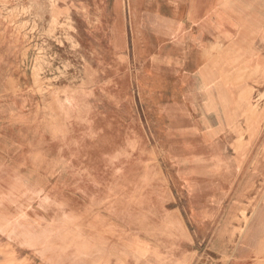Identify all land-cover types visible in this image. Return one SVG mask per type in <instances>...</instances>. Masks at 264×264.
<instances>
[{
  "label": "rangeland",
  "instance_id": "374dc122",
  "mask_svg": "<svg viewBox=\"0 0 264 264\" xmlns=\"http://www.w3.org/2000/svg\"><path fill=\"white\" fill-rule=\"evenodd\" d=\"M121 2L122 8L116 0H0V216L7 218L4 213L24 203L33 215L44 190L87 197L80 191L84 187L92 191L90 207L111 210L122 207L100 199L104 193L145 197L180 193L190 199L178 177L179 166H201L211 184L224 174L235 175L237 161L232 154L246 160L241 149L247 128L250 124L251 135L252 123L264 112V91L257 81L264 80L263 56L257 60L253 51L229 47V64L237 61L236 53L238 62L248 65L247 70L230 68L217 62L226 43L204 46L203 58L212 68L218 63L230 82L224 76L222 81L233 85L244 111L223 120L236 124L215 140H204L197 155L178 153L174 128L197 132V140L204 130L194 105L183 104L188 80L181 42H161L157 34L158 24L171 20L180 5L177 0ZM221 2L215 24L221 40L263 51L264 0ZM197 30L193 27L190 32L197 35ZM37 152L39 161L28 163L26 155ZM144 202L136 201L133 208ZM190 204L192 216L191 200ZM224 207L222 216L205 218L206 234L192 223L190 259L182 264H231L228 259L238 231L231 225L236 216L235 212L231 216L230 197ZM62 211L68 212L62 219L81 224V217L76 221L70 211ZM243 211L248 213L244 209L242 216ZM135 213L127 216L136 218ZM169 217H164L162 227L168 229L162 235L175 241L182 222ZM2 245L0 261L6 264L8 246ZM257 263L263 264L261 259Z\"/></svg>",
  "mask_w": 264,
  "mask_h": 264
},
{
  "label": "crops",
  "instance_id": "0c3cea01",
  "mask_svg": "<svg viewBox=\"0 0 264 264\" xmlns=\"http://www.w3.org/2000/svg\"><path fill=\"white\" fill-rule=\"evenodd\" d=\"M116 1L122 8L121 0ZM177 3L180 6H177L171 14L170 22L162 21L158 24L157 34L161 42H181L188 80V91L184 96L183 104L199 103L196 113L205 115L211 122L217 120L219 114L230 119L232 118L230 115H235L240 110L238 101L240 96L233 91V85L230 83L229 90L221 79L196 80L194 75L205 71L215 73L220 78L224 76L218 65L222 61L230 68H235L227 62L231 56L229 47L254 51L261 55H264V49L256 51L236 40H221L215 26L217 7L221 5V0H177ZM193 27H197V35L190 32ZM208 43H212L213 47L227 44L214 68L211 67L208 59L203 58V49H205L204 46L208 47ZM235 56H237L236 53ZM155 61L161 69L162 65L156 57ZM262 75L264 79V73ZM225 79L229 81L228 78L225 77ZM257 81L262 84L264 91V80ZM204 87L218 89V94L213 96L205 91L203 95L199 89ZM189 91L194 101L187 97ZM225 93L229 95L224 96ZM240 100L242 101L241 98ZM216 106L222 111H212ZM242 109L244 111V107ZM181 114L186 118L185 112ZM255 119L257 120L252 123V134L250 135L249 132V124L247 141L241 149L246 152V160L242 155L232 154L236 156L237 161L234 176L224 174L221 180L211 181V185L201 166L190 164L178 167L199 168L204 181L199 180L197 183L207 182L216 189L213 192H206L198 202V206L192 207V216L195 220L191 216L190 199L180 193H170L168 197H159L157 193L149 195L152 197H145L143 194L122 195L119 193L100 198L115 205L125 203L136 205V201H146L133 215L136 216L134 218L136 225H131L130 221L121 215L119 207H115L114 210L90 207L89 198L82 193L44 190L38 196L37 207H35L38 212L34 210L33 215L29 208L25 209V203L21 208L12 206L10 212L4 213L7 214V222L5 229L0 227V242L7 243L6 246L11 245L7 248V255L15 257L22 264H163L151 256V251L156 248L160 249L166 257V264H176L178 261L186 263L185 259H190L192 223L200 234H206L207 223H201L199 221L201 217L198 215L206 218L219 213L218 216H222L225 209L224 202H227L230 197L231 216L233 218L234 212L236 216V220H232L231 225L236 227L238 234L235 243L231 245L233 257L228 260H231V264H254L261 259L264 264V112ZM220 121L222 118L218 119V125H221ZM235 124L236 120L229 128ZM179 129L185 128L173 130ZM176 199H182V204L172 202ZM64 209L70 211V214L76 217V221L81 217V224L62 219L64 218L62 213L64 212L65 216L68 213L62 211ZM244 209L248 211L249 221L245 230L246 234L241 239L240 229L246 225L241 220V212ZM170 215L182 222L181 234L173 242L162 235L167 231L162 227L164 217ZM159 221L162 223L160 224ZM170 228L173 229L172 226Z\"/></svg>",
  "mask_w": 264,
  "mask_h": 264
},
{
  "label": "bare ground",
  "instance_id": "6f19581e",
  "mask_svg": "<svg viewBox=\"0 0 264 264\" xmlns=\"http://www.w3.org/2000/svg\"><path fill=\"white\" fill-rule=\"evenodd\" d=\"M252 54L255 57H257V60H259L261 58V54H257L254 51L252 52ZM262 56L264 58V55H262ZM233 59H235L237 61L236 62H233V63H230V65H232L234 67L239 66V67H242V68H244V69L247 70L248 65L245 66L243 64H240L238 62V57L237 56L233 57ZM247 62L248 61H244L245 64H247ZM218 78L219 77H216V76L205 75L204 72H200L198 75H194V79H196V80L207 79V80L215 81ZM219 79L222 80L223 78L220 77ZM225 87H227V86H225ZM229 87H228V89H229ZM199 90L202 91L203 95L206 93L205 91H208L213 96L216 95V94H218V89H215V88L207 87V89H206L204 87V88L199 89ZM188 94L189 95L187 97L189 98V100L194 101L193 100V96H192V94H191L190 91H189ZM228 95H229V93H225L224 94V96H228ZM189 100L187 99V101H189ZM193 104L195 105L194 107H195V110L197 112V110L199 109V103H193ZM239 109H242V107L240 106ZM226 110H228V109H226ZM212 111L221 112L222 110L219 107L216 106ZM221 115L222 114H219L217 116V118L218 119L219 118H222V121L223 120H228V117L227 118H224ZM198 116L200 117L201 122L204 124L203 134L200 133V138H201L200 140L195 139V136L194 135L197 133L195 131L185 130V129L173 130V133H172V136H173V145H174L175 151H177L178 153H181V154L187 153V154L197 155L202 150V146H203V141L204 140H207V139L208 140H211V141L215 140L219 133H221L225 128H228V126L230 127L231 124H232L231 123V124L228 125V122L227 121H224V122L220 121L221 125H218V121H217L218 119L216 121H214V122H211L208 119H206V116L205 115H202L201 114V115H198ZM34 149H36V148H34ZM25 158H26V160H27L28 163H31L32 161H39L40 156H39V154L37 152V153H31L29 155L27 154ZM34 166H35V168L37 170H41L40 168H42V167H40L39 165H36V164H34ZM123 177H124V175H123ZM178 177H179V179L181 181V184L184 185L187 188V190L189 192V197H190L191 203H192V205H193L194 208L198 206L197 205L198 202L200 201V199L202 198V196L206 194V192H208V191L209 192H213L214 190H216V189L212 188V186H211L212 183H211V185L207 184V182H205L204 184L197 183L200 180L199 178L202 179L200 181H204L203 180V174H202V172H201V170L199 168H196L195 169L193 166L186 167V168H178ZM124 179H125V177H124ZM126 180H127V182L129 184H134V180H128V179H126ZM91 188L92 187H90V189ZM155 189H156V187L154 188V190ZM99 190H103V188L100 187ZM80 191H83L89 197L92 196V191L89 190L90 191L89 192L88 189H86L84 187H82L80 189ZM104 195L106 196V193H104ZM122 195H130V194L126 193V194H122ZM97 198L99 199V197H97ZM103 201H104V199H103ZM133 206L134 205H130V204H126V203L125 204H120V207H122V209H121L122 210V213L121 214L125 215V217L130 221V224L131 225H134L135 224V220H134L133 217L127 216V215H130L131 213H133V211L134 212L139 211V208H135L134 209ZM131 208H132L133 211L132 212H127V210L128 209H131ZM153 208H154V206H153ZM157 212H159V211H157ZM198 213H197V215H198ZM197 215L195 214V218L197 217ZM198 217H201V220H199V221L201 223H203L204 220H205V217H202V215H200V216L198 215ZM6 220H7V218L0 216V227H2V228L5 229V224L7 222ZM241 220H243L246 223V225L244 227H242V231H240V234L242 236H244L246 234L245 230H246V227H247V223L249 221L248 214L245 211H243V216H242ZM196 221H198V220L196 219ZM165 223H166V220H163L162 225L165 224ZM164 229L167 230L168 228H164ZM173 238H174L173 236L170 237V241L171 242H173V240H174ZM9 246H11V245H9ZM0 247H4V245H2ZM8 247H6V248H8ZM153 252L156 253V255H158L161 258L162 261L160 263H163V264L165 263L166 264V257L164 256V254L161 252L160 249H158V248L153 249ZM0 255H2V252L1 251H0ZM231 256L233 257V252H232V255ZM149 259H150V257H149ZM7 260H8V262H6V264H20L21 263V262L19 263L18 260L15 259V257L12 258V256H10L9 258H7ZM0 264H4V262L1 263V261H0ZM176 264H182V263L180 261H178ZM257 264H259V263H257Z\"/></svg>",
  "mask_w": 264,
  "mask_h": 264
}]
</instances>
